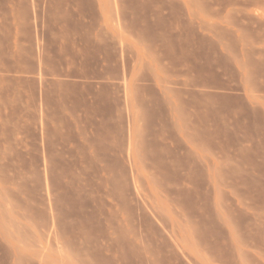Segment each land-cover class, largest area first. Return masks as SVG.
Returning a JSON list of instances; mask_svg holds the SVG:
<instances>
[{"label":"rangeland","instance_id":"obj_1","mask_svg":"<svg viewBox=\"0 0 264 264\" xmlns=\"http://www.w3.org/2000/svg\"><path fill=\"white\" fill-rule=\"evenodd\" d=\"M133 5L0 0V264H264V192L222 187L264 165L175 158L159 91L121 81Z\"/></svg>","mask_w":264,"mask_h":264},{"label":"crops","instance_id":"obj_2","mask_svg":"<svg viewBox=\"0 0 264 264\" xmlns=\"http://www.w3.org/2000/svg\"><path fill=\"white\" fill-rule=\"evenodd\" d=\"M125 1L135 5L120 11L121 81L159 91L152 108L166 107L158 131L170 132V154L264 165V0ZM222 180L227 191L253 180L264 192V171L251 166Z\"/></svg>","mask_w":264,"mask_h":264}]
</instances>
